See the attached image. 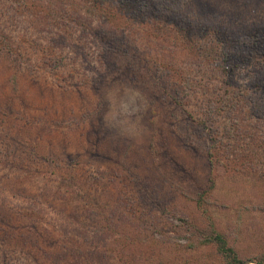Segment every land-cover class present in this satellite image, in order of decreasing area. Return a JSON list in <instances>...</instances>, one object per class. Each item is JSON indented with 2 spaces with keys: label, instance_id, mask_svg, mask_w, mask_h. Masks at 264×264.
I'll list each match as a JSON object with an SVG mask.
<instances>
[{
  "label": "rangeland",
  "instance_id": "obj_1",
  "mask_svg": "<svg viewBox=\"0 0 264 264\" xmlns=\"http://www.w3.org/2000/svg\"><path fill=\"white\" fill-rule=\"evenodd\" d=\"M76 1L75 7L65 1L66 9L80 15L85 27L91 23L97 35V27L110 26L92 10L91 0ZM207 2L213 24L243 32L264 21V4L254 0ZM3 4L0 25L20 41L56 37L54 53L66 67L61 75L74 71L75 76L70 89L29 69L15 82L0 54V264H54L50 255L62 247L77 251L65 264H224L217 248L202 244L212 223L243 261L264 255V157H254L256 172L247 166V175L235 176L220 166L213 175L204 144H195L197 150L186 147L182 109L165 95L164 88H175L179 77L156 81L153 64L141 61L144 56L166 65L157 50L168 55L173 49L175 68L188 69L193 59L188 41L173 38V47L171 39L133 31L129 49L140 59L132 63L137 71L127 76L123 72L130 61L115 54L110 62L100 59L104 47L93 32L68 23L69 34L55 36L58 31L33 22L35 15L9 11ZM185 7L186 14L201 16L196 6ZM73 62L76 66L69 68ZM192 69V75L204 70ZM259 70L264 74V68ZM257 99L264 103V94ZM73 160L76 168L69 163ZM206 191L207 213L196 203ZM146 200L161 202V210ZM120 209L131 216V226L116 229L106 219ZM33 224L37 227L25 243L20 236ZM47 240L54 244L46 245Z\"/></svg>",
  "mask_w": 264,
  "mask_h": 264
},
{
  "label": "trees",
  "instance_id": "obj_2",
  "mask_svg": "<svg viewBox=\"0 0 264 264\" xmlns=\"http://www.w3.org/2000/svg\"><path fill=\"white\" fill-rule=\"evenodd\" d=\"M0 1L1 4L5 3L3 7L9 11L21 10L28 13L31 18L35 15L36 18H32L33 22L40 26L43 25L42 30L50 28L53 32L58 31L54 34L55 36L68 35L69 33H66L68 23L77 29H85L90 34L94 33V38H98V43L104 47L100 53V59L105 58L106 62H110L111 55H116L119 56L117 58L122 57L130 61L129 69L131 70L125 67L126 70L123 72L127 76L135 70L133 69L135 65L132 63L138 64L136 61L140 59V55H135L129 49L132 39H128V36H131L133 31L139 32L138 35L141 36L144 32L145 36L155 35L167 41L171 39L173 47L177 46L173 38L183 37L184 41L189 42L185 46L189 48L187 53L193 58L188 69L181 66L175 68V64L170 61L173 49L168 55H164V49L157 50L158 60L166 58L168 60L166 65H158L153 63L158 61L153 60V62L145 61L147 59L144 56L141 58L142 62L153 64L152 74L155 73L156 81H161L165 75L169 79L179 77V83L175 84V88L166 87V89L164 85L163 88L165 95L174 101L176 107L182 109L180 120L189 132V135L185 134L183 142L186 147L188 146L187 148L192 150H197L195 144L198 147L204 144V154L213 175L217 173L220 166L227 168L228 172L231 171L235 176L239 173L240 176L247 175L248 167L253 168L254 172L257 171L254 157H264V129L262 128L264 126V103L257 99L264 94V74L259 72V69L264 68V21L254 26L255 29L243 32L222 26L221 23L213 24L207 19V12L211 7L207 0H192L190 3H188L189 0H91L92 10L97 11L100 17L110 24L108 28L104 25L107 28L105 31L103 25L97 27L96 35L91 23L88 28L85 27L81 23L80 15L74 16L66 9L65 1L68 2L69 7H75L77 6L76 0ZM254 1L264 4V0ZM187 5L193 8L196 6L197 11L203 17L198 16L197 18L186 14L185 6ZM75 13L78 14V12ZM11 24L15 28L18 27L13 21ZM211 28L213 30H210ZM99 30L103 33L100 34ZM25 32L27 33V30ZM174 33H177V36L172 37ZM13 36V31L11 33L8 28L0 25V54L1 58L7 60L9 66L12 67L14 72L11 75L12 80L16 82L18 74L29 69L41 76L57 78L58 83L64 82L67 89L71 88L68 84L73 83L75 73L73 71L69 75H61L66 67L63 58L54 53V47L57 44L56 37H51L50 41H44V39L41 41L34 37L20 41ZM195 36H201L205 42L198 44ZM76 64L77 62H73L69 68L75 67ZM192 66L204 68V70L192 75ZM251 68H254L256 72H251L249 70ZM244 76H247L248 80H243ZM193 98L196 103H193ZM258 129H261L262 141L257 137ZM74 162L78 161L73 160L69 163L75 167ZM201 194L198 195L199 199L196 203L200 208H205V213H207L208 210L205 207L209 203L207 191ZM121 200L119 199L123 203L124 201ZM152 201L154 205L148 200L145 202L153 209L160 211L161 202ZM86 211L89 212L90 209L84 212ZM145 214L148 213L145 211ZM95 215L101 216L99 212L98 215L94 212ZM6 217H9V212L6 213ZM130 217L126 216L123 209H120V212L118 210L115 215L110 211L106 221L116 229L121 226L125 228V225L131 226ZM87 218L89 219L88 216ZM28 219L32 220L30 217ZM212 225L211 235L204 237L202 244L217 248L218 254L222 257L221 261H225L224 264H247V262L264 264V255L248 259L247 262L240 259L239 253L230 245L224 232L216 229L213 223ZM34 226L37 227L33 224L31 230L28 229L29 233L22 232L20 238H25L23 242H30ZM31 242L34 244L33 238ZM45 244L52 245L54 241L47 240ZM193 246L191 244L189 247ZM69 249L73 253H69L65 247L53 252L50 256H54V264H65L70 256L77 252L76 249L75 251L72 248ZM11 262L14 264L12 260ZM94 264H97V261L94 260Z\"/></svg>",
  "mask_w": 264,
  "mask_h": 264
}]
</instances>
